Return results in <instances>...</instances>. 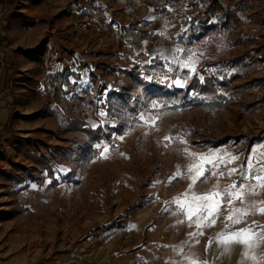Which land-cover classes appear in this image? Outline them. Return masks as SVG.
<instances>
[{
  "label": "rangeland",
  "instance_id": "374dc122",
  "mask_svg": "<svg viewBox=\"0 0 264 264\" xmlns=\"http://www.w3.org/2000/svg\"><path fill=\"white\" fill-rule=\"evenodd\" d=\"M46 1L0 0V169H10L12 174L19 173L25 178L15 184L0 172L2 264H69L68 257L75 255L80 259L79 264L91 257L94 264H100L115 255L126 259L135 248L153 238H171L187 230L189 244H204L209 258L222 259V246L212 230L213 218L207 220L211 222L206 225L210 227L208 233L201 234L195 224L186 226L181 222L182 211L179 206L170 204V200L177 197L172 193L177 189L178 194L182 193L185 186V148L195 151L228 148L229 139L238 138L232 137L225 117L218 114L226 108H191L188 101L196 97L191 94L179 95L168 102L165 97L163 102L152 99L144 111L134 114L129 107L141 103L146 95L140 88L129 87L126 92L122 91L127 102L121 110L108 97L103 100L91 95L98 105L94 114L88 100L83 99L85 93L67 94L66 80L58 74L63 71L62 54L69 48L57 46L51 38L54 25L69 17V9L60 10L53 1ZM220 1L230 9L238 7L242 22L234 24L232 33L253 38L258 46L264 45V0ZM152 2L155 7L160 5L157 0ZM195 2L200 6L193 12ZM207 3L206 0H183L176 8L167 6L171 14L160 15L166 25L162 35L176 43L191 42L189 45L205 50L201 67L222 79L238 70L228 62L233 55L232 40L227 35L217 37L214 33L200 39L189 29L188 17L195 18ZM22 9H27L25 21L20 13ZM222 19L220 10L211 18L217 23ZM198 21L195 19L194 25ZM252 45L253 42H247L246 47ZM238 48L243 50L244 46L238 45ZM219 59L227 62L222 65ZM81 63L88 67L85 60ZM105 64L100 60L94 67L101 70L107 66ZM152 73L150 80L162 84L161 70ZM256 73H264V63L257 64ZM108 75L110 77L102 79L101 74L96 73L102 80L98 78L94 90H99L104 83L108 89L117 90L115 84L122 79L118 73ZM220 92L233 97L236 103L252 101L250 92L233 86L222 88ZM103 102L109 110L100 107ZM231 104L244 112L238 104ZM84 108L90 109L89 119L94 126H108V140L92 146L97 150L93 158L83 156L88 154L82 150V145L88 142L87 136L65 132L68 120L64 121V117H77L89 126L82 114ZM100 108L110 112L116 122L102 124V116L97 117ZM254 110L264 112V104ZM254 118L242 119V130L247 134L260 133V120ZM119 123H122V134L115 132ZM27 138H32L34 143L41 139L49 146L64 147L71 151V159L61 158L54 166L52 177L46 170L37 173L34 170L37 166L20 154L21 145L25 143L20 140ZM219 142L224 144L216 145ZM18 165L28 168V174L17 168ZM206 173L196 184L197 191L206 189L217 178V173L211 169ZM34 177H38L37 180ZM262 255L264 259V253ZM15 257L20 259L12 260ZM138 261L131 260L130 264Z\"/></svg>",
  "mask_w": 264,
  "mask_h": 264
},
{
  "label": "crops",
  "instance_id": "0c3cea01",
  "mask_svg": "<svg viewBox=\"0 0 264 264\" xmlns=\"http://www.w3.org/2000/svg\"><path fill=\"white\" fill-rule=\"evenodd\" d=\"M52 1L60 10L73 9L68 10L69 17L65 21L60 19V23L54 25L56 28L51 38L57 46L69 48L62 54L63 71L58 74L62 80H66L65 90L70 96L86 92L95 95L101 91V87L94 90L98 78L101 81L109 73H118L119 78L127 80L131 87L132 80L122 70L138 71L145 81L151 82L152 72L160 69L163 85L170 90H184L204 60L205 50L176 43L162 35L166 25L162 16L156 14L152 0L46 2ZM25 10H20L24 21ZM82 59L88 67L82 65ZM100 60L107 65L101 70L94 67V63ZM137 65L139 69H136ZM96 73L101 74L102 79L97 78ZM120 83L115 84L117 90L106 86L98 96L104 100L108 93L119 92ZM263 93L264 90H254L250 92L249 98L258 100ZM84 109L82 114L87 124L97 128L89 119L92 115L90 109ZM246 113L232 104L218 113L225 117L232 137H238L236 140L229 139L228 148L184 149L183 155L187 159L185 186L182 193L178 194V189L172 193L177 197L170 200V204L180 207L181 222L186 226L195 224L201 234L208 233L210 227L206 225L211 222L207 220L213 218L212 230L222 246L218 247L223 258H209L204 244H189L187 230L171 238H153L147 244L135 248L126 259L115 255L100 264H130L134 259H139L137 264H264V112L253 110ZM101 116L102 124L116 122L112 114L102 108L97 117ZM245 116L260 120V133L247 134L242 130ZM208 169L216 172L217 178L206 189L197 191L195 186L206 176ZM222 180L228 184L222 185ZM222 208H225L223 218ZM222 219L224 222H221ZM230 237L232 239H227ZM226 239L227 242H224ZM19 259L15 257L12 260ZM79 261L76 255L67 259L69 264H79ZM94 261L92 257L85 258L84 264H94Z\"/></svg>",
  "mask_w": 264,
  "mask_h": 264
},
{
  "label": "trees",
  "instance_id": "16d2710c",
  "mask_svg": "<svg viewBox=\"0 0 264 264\" xmlns=\"http://www.w3.org/2000/svg\"><path fill=\"white\" fill-rule=\"evenodd\" d=\"M182 1L183 0H157V3H159L160 5H156L155 12L158 15L171 14L167 6L176 8L180 3H182ZM206 2H208L207 7H205L201 11H198L195 18L188 17V19L190 20L189 29L194 32L195 37L200 39H203L207 34L212 33L216 34L217 37H223L224 35H227V38L232 40L231 46L233 47V55L232 58L229 57L228 62L233 66H237L238 70L230 74L228 77L219 79L215 74L210 75L203 69V67H201L199 72L193 75L192 78L188 81V84L184 90H170L165 85L153 81H145L140 76V73L138 71L122 70L121 72L125 74L127 78L132 80V86H129L127 80H123L120 83L119 88L121 90L119 92L113 91L111 93H108L107 95L108 99L113 100V102L117 105L118 110H121V108L123 109L124 106H126L127 99L126 96H122L121 91L126 92L129 87L132 89L140 88V91L142 93H145L146 95L145 99L141 103H133L131 107H129L128 110L134 114L140 111H144L146 106H149V102L152 99H157L158 101L163 102V98L165 97V101L168 102L172 99L174 100V98L178 97L179 95H185V97H188L191 94L196 96L195 98L188 101V105H190L191 108L221 110L225 109L227 105L234 102L235 104H238V106H240L244 110V112H252L256 106L264 104V93L258 100L250 101L249 103H245L243 101L236 103L233 97L229 98L224 93L220 92L222 88L227 89L231 86H233L234 89H242V91H246L247 93L254 90H264V73L261 75L256 73L257 64L264 63V45L258 46L255 39L244 38L241 35L239 36L232 33L231 28L234 26V24L238 25L242 22V20L238 16V7L236 5L232 9H230L229 6L225 7L223 2H221L220 0H206ZM198 6H200V3L195 2V8L193 12H196ZM218 10L222 12L224 17V19H222L220 23L213 22L211 20L215 12ZM195 19L199 20L197 25H194ZM247 42H253L254 45L248 48L246 47ZM187 44H191V42ZM238 45H243V50L239 49ZM218 62L223 65V63L227 61L219 59ZM200 75H202L203 78H201ZM105 88L106 85H103L100 89L101 91L97 92L95 96H98V94H100ZM81 98L82 97H79V99ZM83 99L88 100L87 104L91 106L92 112L95 114V112L98 110V105L96 103L97 99L95 101L92 98L90 92L85 93ZM107 106V103L103 102L101 103L100 107L107 108L109 110V107ZM66 120H68V125L65 129L66 133L80 132L87 136L88 142L86 144L88 145V147L85 146L86 144L82 145V150L88 151V154L83 156L87 158H93L96 155L97 150L92 148V146L94 144L100 143L103 140H108L106 133V129L108 128V126L99 125L97 128L85 126V122L78 119L77 117H64V121ZM115 130L116 133L122 134V123H119ZM20 141L25 142L21 145L20 154L26 156L31 163L37 166V168L34 169L37 173H39L40 170H46L48 175L52 177L54 174V166L56 163H59L61 161V158L64 157V159H71V156L69 154L71 153V151L69 150V152L64 147L49 146L45 142L43 143L41 139L36 140V143H34L32 138H27L24 140L22 139ZM221 144L224 143L219 142L216 145ZM17 168H19L22 172L26 170L27 174L29 172L28 168L22 165H18ZM0 172L5 175V178H7V180H10L15 184H19L25 180L24 177L18 175L19 173H17V175L12 174L10 172V169H0ZM37 178L38 177H36L35 180H37Z\"/></svg>",
  "mask_w": 264,
  "mask_h": 264
},
{
  "label": "snow or ice",
  "instance_id": "6c2138e0",
  "mask_svg": "<svg viewBox=\"0 0 264 264\" xmlns=\"http://www.w3.org/2000/svg\"><path fill=\"white\" fill-rule=\"evenodd\" d=\"M262 211H264V210H262ZM227 239H232V237H230V238H227ZM227 239H226L224 242H227Z\"/></svg>",
  "mask_w": 264,
  "mask_h": 264
}]
</instances>
